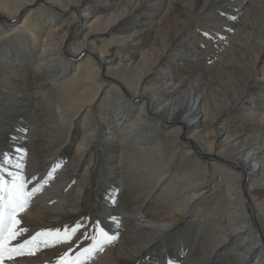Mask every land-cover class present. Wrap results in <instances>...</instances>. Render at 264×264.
I'll list each match as a JSON object with an SVG mask.
<instances>
[{
  "label": "bare ground",
  "instance_id": "6f19581e",
  "mask_svg": "<svg viewBox=\"0 0 264 264\" xmlns=\"http://www.w3.org/2000/svg\"><path fill=\"white\" fill-rule=\"evenodd\" d=\"M18 148L47 180L24 238L99 219L88 264H264V0H0V158Z\"/></svg>",
  "mask_w": 264,
  "mask_h": 264
},
{
  "label": "snow or ice",
  "instance_id": "6c2138e0",
  "mask_svg": "<svg viewBox=\"0 0 264 264\" xmlns=\"http://www.w3.org/2000/svg\"><path fill=\"white\" fill-rule=\"evenodd\" d=\"M202 35L210 39L212 34L203 31ZM16 152L20 155L15 164L10 152L3 153L0 158V264H15L17 257L35 255L34 249L39 250L41 245L44 248L65 246L58 254L57 264H88L89 258L104 252L105 247L114 237L106 231L99 219L92 222L91 233L88 231V225L77 220L73 225L66 224L63 230L42 229L24 238L29 233V228L25 226L24 214L33 197L43 189L47 180L30 187L37 177L32 176L31 179H27L24 176L20 161L25 158L26 151L18 148ZM10 167H15L18 171L12 172L9 170ZM53 171L48 172V177L52 176ZM5 176L9 179L6 180ZM50 239L54 241L53 244H49ZM83 241L89 242L87 247L83 245ZM167 264L173 262L169 260Z\"/></svg>",
  "mask_w": 264,
  "mask_h": 264
}]
</instances>
